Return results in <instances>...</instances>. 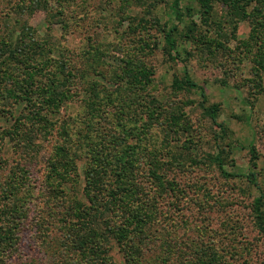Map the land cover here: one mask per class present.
I'll return each mask as SVG.
<instances>
[{
  "label": "rangeland",
  "instance_id": "1",
  "mask_svg": "<svg viewBox=\"0 0 264 264\" xmlns=\"http://www.w3.org/2000/svg\"><path fill=\"white\" fill-rule=\"evenodd\" d=\"M173 1L0 0V49L12 40H24L28 50L42 44L38 53L53 61L46 63L47 72L54 76L47 83L63 77L72 83L69 88L75 97L80 96L64 105L60 118L80 116L87 107L86 96L97 92L100 110L94 119L88 110L84 123L97 129V141L107 138L106 133L111 135L110 131L122 141L126 136L123 126L118 125L122 122L130 131L128 142L140 143L148 152L164 147L157 156L168 176L156 191L164 211L161 223L165 230L161 234L167 237L163 239L168 240L174 231L178 237L193 236L194 264L209 259L214 264H264V234L252 215L254 197L264 188L261 0H213L210 15L203 14L197 0H183L181 18L173 12ZM175 26L177 52L169 55L165 32ZM185 65L193 81L204 87L206 106H218L217 122L223 128L205 112L198 90L173 87L174 79L183 76ZM20 74L19 83L5 84L7 77L0 72V207L5 202L1 196L5 187L12 183L24 187L19 195L24 201L34 199V204L29 218L32 223L29 221L16 241L18 254L25 264H54L58 260L51 262L49 256L67 255L59 248V240L65 235L57 229L59 222L45 233L34 226L39 197L43 196L39 189L44 172L39 167H43L52 147L67 137L59 125L51 136L46 134L48 142H40L43 160L37 159V164L25 161L24 157L33 154L28 150L22 155L11 140L16 134L7 135L17 117L11 114L23 115L29 108L28 99L21 98L26 93L21 81L29 75H23V70ZM108 96L114 100L107 101ZM90 118L93 123L87 125ZM252 146L258 154L256 169L250 163ZM219 151L235 177H223L207 159ZM139 165L145 172L147 159ZM80 167L84 177L86 165ZM21 169L26 171L20 174L22 180L7 175ZM38 171L42 177L37 184ZM251 171L258 174L257 187L247 178ZM146 182L149 189L156 185ZM188 244H172V259L182 260L183 253L192 255ZM166 249L155 247L147 252V258L165 256ZM113 253L115 258L122 257L118 249Z\"/></svg>",
  "mask_w": 264,
  "mask_h": 264
},
{
  "label": "trees",
  "instance_id": "2",
  "mask_svg": "<svg viewBox=\"0 0 264 264\" xmlns=\"http://www.w3.org/2000/svg\"><path fill=\"white\" fill-rule=\"evenodd\" d=\"M182 1L174 0L172 3L173 12L178 18L182 17ZM197 1L203 14L210 15L213 0ZM260 8L264 11V0L260 1ZM177 30L175 26L165 32L164 39L169 55L177 52L175 39ZM4 47L5 49H0L3 51L0 53V58L5 56L6 52L9 53L0 60V72L7 77L4 83H19L18 75H21V70L23 75H29L24 79L26 83L21 81L23 88L26 89V93L21 98L28 99V112L23 115L22 113L11 114L13 117L17 116L16 122L7 131L8 136L16 134L11 140H15L17 149L22 155H25L28 150L33 154L24 157L25 161L31 160L33 164H37V159L43 160L44 147L40 145V142L42 139L48 142L46 134L51 136L57 131L59 125L62 126L61 130L67 137L55 149L52 147L51 153L41 165L43 167H39L44 172L42 189H39L43 191V196L39 197L40 209L34 226L36 229L40 227L43 230L42 233H45L48 229L51 230L53 225L58 226V222L61 223L60 228L58 226L57 229L65 236L62 240H57L61 242L59 248L67 253V255L60 253L55 258L49 256L48 260L54 262L53 260L57 259L58 261L54 264H194L193 236L178 237L179 235L174 231L166 240L163 239L167 237L166 233L161 234V230H165L161 223L164 211L156 191L157 185L162 186L168 174L166 170H162L161 161L157 155L158 152H163L164 147L160 146L156 151L148 152L145 146L141 147L140 143L128 142L127 134L130 131L122 122L118 123L119 126H123L126 134L122 141L116 137L114 131H110L109 136L108 133L104 134L107 138L97 141V129L84 125L88 119V110L93 114H91L93 119L100 110L97 92L86 96L84 101H87V107H84L80 116L68 114L60 118L64 105L80 96L75 97L76 95L69 88L72 83L63 77L47 83L52 73L47 72L49 68L46 67V63L53 61L50 57H44L38 53L42 50V44L37 43L30 46L28 50L24 40H12ZM8 48L9 50L6 51ZM187 67L185 65L182 77L174 79L173 87L187 91L198 90L205 112L216 126L223 128L222 124L217 122L218 106H206L208 99L205 89L193 81ZM139 79L135 77V80L141 83ZM35 94H38L37 98H34ZM109 100H112L111 96H108L107 101ZM91 118L87 125L90 123L92 125ZM130 137L134 138V136ZM37 141L39 145H35ZM139 148H142V152ZM250 152L251 166L256 169L258 154L253 146ZM222 154L221 151L213 155L209 154L207 159L217 167L223 177H235L236 175L226 168ZM142 159L148 161L145 172L139 165ZM83 164L86 165L84 177L80 175V166ZM147 169L148 173H146ZM22 172L26 173L24 169H21L20 173L9 171L7 175L18 181V179L22 180L20 178ZM257 176L256 171H251L247 175L256 187ZM40 177L42 176L39 173L36 179L37 184ZM148 180L156 185H151L149 189L146 182ZM23 190H25L23 186L12 183L4 188L1 195L5 202L0 207V218H3V226L0 227V264H25L21 259L22 256L18 254L19 244L16 241L22 237L21 232L24 228L32 223L29 218L34 199L24 201L19 195ZM252 215L256 226L264 234V188H260L259 194L254 197ZM29 221L30 224H28ZM14 228L20 231L13 233ZM181 242H189V252L192 250V255L184 256L185 253H183L180 257L182 260L172 259L173 245L178 246ZM161 245L167 247V255H159L152 260L147 258L148 251ZM116 249L122 255L121 258H115L113 251ZM209 260H201V262L214 264L211 259Z\"/></svg>",
  "mask_w": 264,
  "mask_h": 264
}]
</instances>
